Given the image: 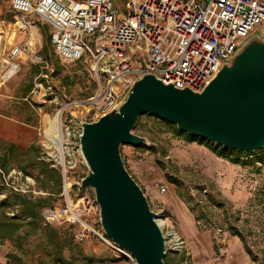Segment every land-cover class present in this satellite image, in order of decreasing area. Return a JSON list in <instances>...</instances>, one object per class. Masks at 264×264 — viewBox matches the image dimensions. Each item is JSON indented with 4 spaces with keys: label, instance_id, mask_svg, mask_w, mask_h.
I'll return each mask as SVG.
<instances>
[{
    "label": "rangeland",
    "instance_id": "rangeland-1",
    "mask_svg": "<svg viewBox=\"0 0 264 264\" xmlns=\"http://www.w3.org/2000/svg\"><path fill=\"white\" fill-rule=\"evenodd\" d=\"M124 2L115 0L121 10ZM25 23L26 31L17 30ZM35 27L42 35L41 44L32 50L44 56L48 68L35 63L32 51H27L19 60L20 70L0 84V113L15 120L13 126L2 127L5 137H0V147L14 145L11 169L3 174L7 190L41 197L42 214L47 207L62 202L60 190L49 192L53 181L47 182V189H41V168L45 164L58 172L61 189L58 168L51 165L53 149L48 146L47 137L55 138L46 132V117L58 113L69 101L89 96L97 83L87 63H63L58 59L44 22L24 17L10 8V0H0V52L25 41L33 44L37 36ZM72 109L76 110L67 107L63 114ZM77 111L72 118L90 121L89 116ZM175 127L144 113L139 115L132 132L148 138L149 144L120 145L124 166L140 185L151 210L160 212L161 224L163 212L165 221L185 241L184 253L175 254L165 248L164 262L166 257L167 264H264V149L245 153L227 148L228 155L218 156L213 151L216 144L203 138H189ZM230 156L237 162H229ZM33 157L38 167L28 168L26 175L20 166ZM78 170L81 175L86 173L84 167ZM161 183L167 186L163 192L157 187ZM12 186H22L27 191ZM6 193L0 194V199H5ZM6 215L10 220L18 219L19 208H8ZM213 226L225 232V244L216 240ZM75 230V226L65 222L42 225L41 221L32 224L28 219L15 230L14 226L2 225L0 264H134L128 256L110 250L102 242L92 238L77 241ZM232 240L242 244L240 253L230 251L228 243Z\"/></svg>",
    "mask_w": 264,
    "mask_h": 264
},
{
    "label": "built area",
    "instance_id": "built-area-1",
    "mask_svg": "<svg viewBox=\"0 0 264 264\" xmlns=\"http://www.w3.org/2000/svg\"><path fill=\"white\" fill-rule=\"evenodd\" d=\"M10 8L44 22L58 59L63 63H87L97 83L89 96L69 101L57 111V138L50 139L43 131L53 149L51 165L61 176L62 202L42 212L41 224L68 223L75 226L77 241L92 238L134 262L103 232L98 205L87 187L78 191L77 183L84 176L78 169L85 165L78 148L81 126L78 118H72L74 112L80 110L90 120L98 118L116 106L125 88L146 72L176 87L202 90L247 36L255 31L264 33V0H125L123 10L115 0H10ZM26 29L25 23L17 30ZM40 44L36 38L33 44L25 41L13 44L8 51L2 48L0 84L20 70L19 60L27 51H32L35 63L48 68L44 56L32 50ZM69 106L76 110L64 115ZM28 180L33 183L31 178ZM157 187L163 192L167 186L161 183ZM12 188L27 191L22 186ZM165 220L162 212L160 227L165 248L175 254L184 253V239ZM213 227L216 240L225 244V232Z\"/></svg>",
    "mask_w": 264,
    "mask_h": 264
},
{
    "label": "water",
    "instance_id": "water-1",
    "mask_svg": "<svg viewBox=\"0 0 264 264\" xmlns=\"http://www.w3.org/2000/svg\"><path fill=\"white\" fill-rule=\"evenodd\" d=\"M144 113L224 148L245 153L264 149V33L247 36L200 91L164 83L146 72L125 88L111 110L79 121L78 148L86 173L78 191L90 190L103 232L135 264H165L158 213L120 154L123 143L149 144L132 132Z\"/></svg>",
    "mask_w": 264,
    "mask_h": 264
},
{
    "label": "trees",
    "instance_id": "trees-1",
    "mask_svg": "<svg viewBox=\"0 0 264 264\" xmlns=\"http://www.w3.org/2000/svg\"><path fill=\"white\" fill-rule=\"evenodd\" d=\"M176 128V127H175ZM176 130L179 133H184L183 131H179L177 128ZM189 138L197 137V136H190L186 134ZM200 138V137H197ZM214 145V144H213ZM14 145L12 143L4 144L0 147V194L3 192L6 193L5 199H0V227L2 225L8 224L9 227L14 226V230L18 229L21 226L22 221L25 219H28L29 222L37 223L42 220V214L40 212L43 199L41 197H35L32 194H22L17 191H13L6 188L5 181L3 174H8L9 170L11 169L10 166V159L12 157V151ZM213 151L218 156L228 155L227 148H224L220 145H217L216 147L213 146ZM263 151V150H262ZM29 156V155H28ZM231 163H236L237 161L234 160L233 157L230 156V159L228 160ZM38 167V162L36 161V158H30L25 164H22L20 166V169L25 173L26 175L29 174L27 169H34ZM41 175L43 177V183L41 186V189H47V182L53 181V187H51L52 190H49L51 193H58L60 188V182H59V174L56 170L50 168L47 164L43 165L41 168ZM55 189V190H54ZM19 208L20 211V217L18 219L10 220L6 215V210L8 208ZM1 235L0 237H2ZM247 252L250 254L249 249H246ZM165 264H167V259L165 257Z\"/></svg>",
    "mask_w": 264,
    "mask_h": 264
},
{
    "label": "crops",
    "instance_id": "crops-1",
    "mask_svg": "<svg viewBox=\"0 0 264 264\" xmlns=\"http://www.w3.org/2000/svg\"><path fill=\"white\" fill-rule=\"evenodd\" d=\"M35 33L37 34L36 38L38 40H40V38H41L42 35L38 31V27H35ZM14 121L15 120L12 119L11 117L6 116V115L0 113V122L3 123V125H0V137H5V132H3L2 127L5 126V125H11V126H13L14 125L13 124ZM228 247H229L230 251H233V253H240L241 250H243L242 249V244L240 242L236 241V240H232L231 242H229L228 243Z\"/></svg>",
    "mask_w": 264,
    "mask_h": 264
},
{
    "label": "bare ground",
    "instance_id": "bare-ground-1",
    "mask_svg": "<svg viewBox=\"0 0 264 264\" xmlns=\"http://www.w3.org/2000/svg\"><path fill=\"white\" fill-rule=\"evenodd\" d=\"M25 27V24H24ZM24 27H20L19 28H24ZM18 28V29H19ZM60 122V116H59V112L56 113L55 115L51 116H47L46 117V123L48 124L47 128H46V132H48L51 136H53L54 138L58 137L60 134V126L59 123ZM53 139V138H50ZM160 215H157V222L159 224V226L161 225V222L159 220Z\"/></svg>",
    "mask_w": 264,
    "mask_h": 264
}]
</instances>
